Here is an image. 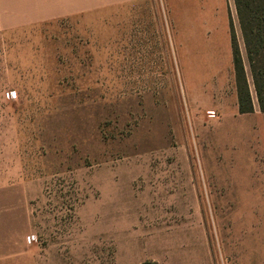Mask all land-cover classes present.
<instances>
[{
	"label": "rangeland",
	"instance_id": "rangeland-1",
	"mask_svg": "<svg viewBox=\"0 0 264 264\" xmlns=\"http://www.w3.org/2000/svg\"><path fill=\"white\" fill-rule=\"evenodd\" d=\"M256 100L233 0H0V264H264Z\"/></svg>",
	"mask_w": 264,
	"mask_h": 264
},
{
	"label": "trees",
	"instance_id": "trees-1",
	"mask_svg": "<svg viewBox=\"0 0 264 264\" xmlns=\"http://www.w3.org/2000/svg\"><path fill=\"white\" fill-rule=\"evenodd\" d=\"M244 43V50L259 109L264 113V0H233ZM232 62L236 84L238 111L254 112L251 83L247 76L242 51L230 14Z\"/></svg>",
	"mask_w": 264,
	"mask_h": 264
},
{
	"label": "crops",
	"instance_id": "crops-1",
	"mask_svg": "<svg viewBox=\"0 0 264 264\" xmlns=\"http://www.w3.org/2000/svg\"><path fill=\"white\" fill-rule=\"evenodd\" d=\"M253 95V94H252ZM252 98H253V96H252ZM257 101V100H256ZM253 103H254V99H253ZM258 104V103H257ZM237 106H238V100H237ZM259 107V106H258ZM260 110V109H259ZM239 112V111H238ZM261 114H262V116H264V113H262L261 111H259ZM257 113V109H256V106H255V103H254V112L253 113H251V114H243V115H253V114H256ZM240 114V113H239ZM263 120H264V118H263ZM262 133H264V132H262Z\"/></svg>",
	"mask_w": 264,
	"mask_h": 264
}]
</instances>
